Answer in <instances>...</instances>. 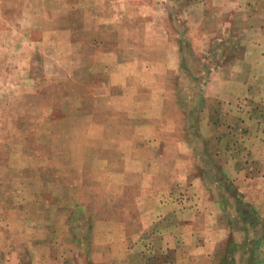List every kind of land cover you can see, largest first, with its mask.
Returning <instances> with one entry per match:
<instances>
[{
    "label": "rangeland",
    "instance_id": "1",
    "mask_svg": "<svg viewBox=\"0 0 264 264\" xmlns=\"http://www.w3.org/2000/svg\"><path fill=\"white\" fill-rule=\"evenodd\" d=\"M263 23L264 0H0V264L140 260L188 194L231 203ZM234 200L225 245L251 229L264 264V206Z\"/></svg>",
    "mask_w": 264,
    "mask_h": 264
},
{
    "label": "crops",
    "instance_id": "2",
    "mask_svg": "<svg viewBox=\"0 0 264 264\" xmlns=\"http://www.w3.org/2000/svg\"><path fill=\"white\" fill-rule=\"evenodd\" d=\"M248 1L254 3V0ZM260 37L264 45V29H261ZM262 52L255 61L251 57L245 69L251 86L249 88V85L245 84V89L249 90L247 93L257 91L252 81L257 84L256 80H259L258 83L263 87L260 90L259 97L250 96L247 104L250 112L249 117L248 115L246 117V121L250 124L246 133L247 142L249 143L246 148L247 163L243 170L236 168V166L231 168L228 165L229 175L232 178L238 176L237 181L218 180L212 183L213 187L220 188L225 183L230 184L232 182L233 184L230 186L235 190L239 188L240 192H236L237 194L235 193L234 196L232 195L231 203L228 197L230 195H225L226 192L223 191L217 196H210L211 194L206 191L199 193L194 191L191 195L188 194L182 202L185 204L186 201L192 203L190 209L186 207L183 212H175L176 217L179 218V228L166 230L165 226H159V228L151 230L149 235L153 240L149 241L147 239L150 244H147L146 249L143 248L144 251L143 254L140 253V260L130 259L128 253L117 264H223L225 261L233 260L239 261L238 264H251V262L257 264L252 253L261 249L257 246L261 245V239L257 238L260 234L254 236V231L246 228L242 232L241 242H234L235 244L229 246L228 244L225 245V237L233 236L236 229L237 212L234 213L235 209H231L232 206L235 208L234 197L240 199V201L242 200L245 204H249L250 208L260 205L258 207L260 209L261 206H264V50ZM257 99L259 100L255 101ZM257 105L261 111L255 115ZM239 173L242 174L243 179H240L241 175ZM184 183L187 192L190 188L187 178ZM196 183H199L201 188L202 186H208L203 185V182L201 185V181H194L195 185ZM185 211L187 212L184 214ZM238 215L241 217V213H238ZM252 237H256V239L254 240ZM142 243L143 241L140 240L137 244L132 245L129 250L131 255L141 249L139 244ZM230 246L233 247L230 248ZM236 246L240 248L239 251L241 252V255L237 258H235Z\"/></svg>",
    "mask_w": 264,
    "mask_h": 264
},
{
    "label": "trees",
    "instance_id": "3",
    "mask_svg": "<svg viewBox=\"0 0 264 264\" xmlns=\"http://www.w3.org/2000/svg\"><path fill=\"white\" fill-rule=\"evenodd\" d=\"M225 263H226V261L223 264H225Z\"/></svg>",
    "mask_w": 264,
    "mask_h": 264
}]
</instances>
